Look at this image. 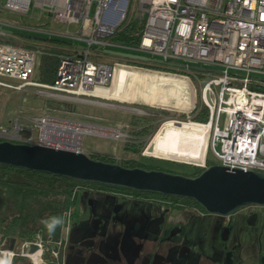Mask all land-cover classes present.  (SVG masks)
<instances>
[{"label": "built area", "instance_id": "built-area-1", "mask_svg": "<svg viewBox=\"0 0 264 264\" xmlns=\"http://www.w3.org/2000/svg\"><path fill=\"white\" fill-rule=\"evenodd\" d=\"M0 9L35 18L47 14L64 28L23 29L69 41L58 55L53 82L44 84L33 80L38 43L23 41L33 46L27 47L0 40V76L19 81L16 89L34 85L39 94L75 99L96 97L92 95L96 88L110 84L114 70L122 65L102 61L101 49L110 46V38L136 14L142 27L137 45L128 50L162 60L164 67L193 71L203 81L200 96L207 119L189 123L205 129L206 146L201 159L183 162L205 168L208 149L217 164L228 170L264 172V0H0ZM0 34L20 40L12 31ZM0 85L8 87L2 81ZM242 94L247 97L243 99ZM32 120L38 131L36 140H21L18 118L0 131V137L81 151L84 134L121 135L115 128L48 114ZM74 130L78 136L71 134ZM73 138L79 139L77 145L72 144Z\"/></svg>", "mask_w": 264, "mask_h": 264}, {"label": "flooded vegetation", "instance_id": "flooded-vegetation-1", "mask_svg": "<svg viewBox=\"0 0 264 264\" xmlns=\"http://www.w3.org/2000/svg\"><path fill=\"white\" fill-rule=\"evenodd\" d=\"M87 183L60 241L5 238L0 264H264V206L213 214L186 198Z\"/></svg>", "mask_w": 264, "mask_h": 264}, {"label": "rangeland", "instance_id": "rangeland-1", "mask_svg": "<svg viewBox=\"0 0 264 264\" xmlns=\"http://www.w3.org/2000/svg\"><path fill=\"white\" fill-rule=\"evenodd\" d=\"M132 3V2H131ZM135 6V5H133ZM130 21H135L137 24L140 19L136 14H131ZM3 24V25H2ZM16 27L11 30H24L23 28H35L41 25L42 27L64 28V26L56 21H51L47 14H41L39 18L30 17L29 15L18 14L13 11L0 9V29L4 25H14ZM8 27V26H5ZM43 37L44 34L34 33ZM15 40L17 45H26L23 41L33 42L34 39L21 38L19 36ZM35 42V41H34ZM110 46H105L101 51L112 50L120 51L123 48L108 42ZM113 44V45H111ZM132 53V52H131ZM133 54H135L133 52ZM149 56V55H148ZM39 57V56H38ZM37 57V62H38ZM102 61L112 64L116 62L121 65H130L132 67L147 69L148 75L147 85L157 99L162 101V104H141L132 100L130 92L123 87V70L126 66L118 67L114 70V76L106 86V88H96L92 95L82 97L80 99L69 97H52L38 93V88L34 85H25L21 89H16L20 84L19 81L1 77L0 81L8 83V87L0 85V131L9 128L15 118H18L19 124L22 126L20 130L21 140L27 141L28 138L36 140L38 136L37 127L33 123L32 118L37 115L48 114L54 117L69 119L73 121L89 123L104 127L118 129L121 133L119 137L99 136L92 134H84L80 141L81 151L87 155L100 154L106 155L108 158L119 163L125 160H135L142 164L147 169H159L172 173L190 175L194 170L198 173L203 170L193 164L183 162L184 160H199L203 157L204 149L200 146L166 142L161 152H149L150 145L157 131L167 121L178 122H198L192 119L202 106H205L200 96V88L203 81L195 78L193 71H182L179 69L164 67L161 68L144 66L137 64H129L121 58L104 54ZM36 69L33 74V80L36 79ZM165 73L178 74L174 77V82H167L160 77ZM11 86H14L11 87ZM133 86L131 87V89ZM195 90V94H194ZM183 101L188 98L192 100L191 107L188 110L176 106L178 100ZM175 101V103H174ZM196 108V109H195ZM131 109V110H129ZM196 111L193 113V111ZM144 116L151 117L150 125L152 131L141 136L144 142L139 153H125L124 145L130 140L139 141L140 138H134L132 132L134 127L131 126L132 118H141ZM224 115L221 116L219 126H223ZM163 130V129H161ZM0 140H4L0 137ZM147 157H152L149 162ZM207 165L217 164L211 152H206ZM122 165V164H121ZM80 189L77 192V197L82 194Z\"/></svg>", "mask_w": 264, "mask_h": 264}, {"label": "trees", "instance_id": "trees-1", "mask_svg": "<svg viewBox=\"0 0 264 264\" xmlns=\"http://www.w3.org/2000/svg\"><path fill=\"white\" fill-rule=\"evenodd\" d=\"M142 25L135 21H130L114 36L111 42L121 46L124 51L137 45L139 40V30ZM14 36L21 38L34 39L40 48L38 62L36 63V79L34 81L44 84H51L55 77V70L58 63V55L62 53V48L69 43L67 39L51 37L24 30H11ZM0 40L16 44L15 39L5 37L0 34ZM27 47H33L26 44ZM142 55V54H141ZM131 64L152 66L161 68L157 63L140 62L128 60ZM147 69L126 66L123 70V87L127 89L132 100L141 104H162L158 97H155L147 85ZM178 74L165 73L160 78L167 82H174V77ZM133 88L131 89V87ZM261 90V89H259ZM192 100L186 98L178 100L176 106L183 110L191 107ZM175 103V101H174ZM196 109V108H195ZM196 111L194 110L193 113ZM151 117L132 118L130 124L134 138L139 141L130 140L124 145L125 153H139L144 142L141 136L152 131L150 125ZM194 121L204 122L207 119V108L201 109L192 117ZM163 129V130H161ZM176 142L190 144L205 148L206 135L205 129L196 128L188 122L167 121L157 131L151 141L149 152H161L166 142ZM89 157L107 162H116L106 155L90 154ZM154 159L147 157L148 162ZM123 166H139L142 164L135 160H125L120 162ZM198 172L194 170L189 176H195ZM88 184L63 176L48 174L44 172L30 171L0 164V242L5 238L16 239L19 241H40L45 246L60 240L62 229L65 224V215L71 209L76 196V188L79 185ZM97 185L98 183H92ZM100 184V183H99ZM125 189V188H124ZM187 202L196 204L193 200L184 199ZM198 205V204H196ZM51 217H60L63 224L57 226L51 234L42 221Z\"/></svg>", "mask_w": 264, "mask_h": 264}, {"label": "water", "instance_id": "water-1", "mask_svg": "<svg viewBox=\"0 0 264 264\" xmlns=\"http://www.w3.org/2000/svg\"><path fill=\"white\" fill-rule=\"evenodd\" d=\"M0 31L9 32L5 29ZM104 52L123 59L163 64L162 60L139 54L112 50ZM206 97L209 100L207 93ZM0 164L81 182L191 199L213 214L228 215L248 205L264 206V172L228 170L214 163L197 175L189 176L139 166L126 167L94 159L81 151L0 140Z\"/></svg>", "mask_w": 264, "mask_h": 264}, {"label": "clouds", "instance_id": "clouds-1", "mask_svg": "<svg viewBox=\"0 0 264 264\" xmlns=\"http://www.w3.org/2000/svg\"><path fill=\"white\" fill-rule=\"evenodd\" d=\"M45 224L46 228L48 229L49 233L51 234L54 232L55 228L61 224H63V220L60 217H51L48 220L42 221Z\"/></svg>", "mask_w": 264, "mask_h": 264}, {"label": "bare ground", "instance_id": "bare-ground-1", "mask_svg": "<svg viewBox=\"0 0 264 264\" xmlns=\"http://www.w3.org/2000/svg\"><path fill=\"white\" fill-rule=\"evenodd\" d=\"M241 96H242L243 99H245L247 97L246 94H242ZM129 110H131V109H129ZM71 134L74 135V136L75 135L78 136L79 132H78V130H74V131L71 132ZM114 137H116V136L114 135ZM71 142H72V144L77 145L79 143V139L73 138Z\"/></svg>", "mask_w": 264, "mask_h": 264}, {"label": "crops", "instance_id": "crops-1", "mask_svg": "<svg viewBox=\"0 0 264 264\" xmlns=\"http://www.w3.org/2000/svg\"><path fill=\"white\" fill-rule=\"evenodd\" d=\"M68 44H66L65 46H67ZM64 46V47H65ZM121 52H128V53H131V52H129V51H124V50H120ZM105 53V52H104ZM133 53V52H132ZM106 54V53H105ZM136 54V53H135ZM138 54V53H137ZM140 55V54H139ZM113 56V55H112ZM143 56H147V57H151V56H148V55H143ZM117 57V56H116ZM120 58V57H119ZM151 58H154V57H151ZM123 58H121V60H122ZM123 61H127L129 64H131L129 61H128V59H123ZM132 61H135V60H132ZM158 64V63H157ZM158 65H160V66H162L161 64H158ZM122 66H130V65H122ZM132 67V66H131Z\"/></svg>", "mask_w": 264, "mask_h": 264}]
</instances>
